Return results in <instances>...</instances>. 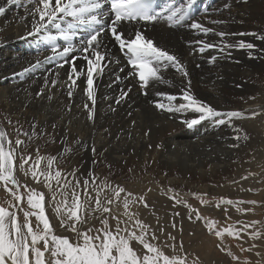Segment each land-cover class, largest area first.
<instances>
[{"label": "bare ground", "instance_id": "1", "mask_svg": "<svg viewBox=\"0 0 264 264\" xmlns=\"http://www.w3.org/2000/svg\"><path fill=\"white\" fill-rule=\"evenodd\" d=\"M35 2L17 0L0 15V128L6 131L13 143L18 135L27 143L25 155H31L32 159L24 166L25 170L37 158V152L29 154V151L43 148L46 154L39 152V156L45 158L50 157V152L53 155L59 153L54 168H59L65 153L70 154L65 157L67 163L64 167L68 169L62 171V174L75 172V177L69 175L67 179L71 181V189H63V192L70 195L58 198V193V201L56 198L53 201L52 193L43 183H36L30 173L26 176L24 170L19 168L20 160L17 157L15 176L20 184L44 193L45 212L57 235L76 240L73 232L61 227L60 221L56 220L60 215L67 217V209H74V187L81 203L87 201L85 208L80 210L81 214L89 217L85 227H102L101 212L92 211L95 208L96 192L100 191L102 204L108 199L113 200L109 207L111 214L123 222L121 228L135 230L139 235L140 230L135 228V220L138 219L148 226L146 239L165 255L185 259V264H215L223 251L217 235L205 233L208 226L198 233L194 241L186 233L187 228L193 225V218L202 212H210L204 205L208 201V197L204 196L205 178L214 171L213 176L229 174L226 168L220 173L218 169L235 162L233 167L238 172V187L233 197L250 199L255 189L260 208L264 211V41L256 43L249 38L251 31L258 26L255 20L258 18L257 13L260 15L264 10V0H198L194 6L197 22L213 29L207 35L191 29L187 23L169 26L166 20H158L138 25L144 36L151 38L156 46L176 56L188 74L185 77L170 66L161 67L158 74L162 79H150L147 88L142 87L138 77L132 75L134 70L118 43L110 34H106L104 44L107 60L102 63V72H93L94 105L86 95V75L82 74L77 79L69 97V65L58 67L57 62H50L47 58L52 55L51 46H45L35 36H28L33 30V17L30 13ZM4 4L6 0H0V5ZM211 21L226 23L214 24ZM125 31L127 34L128 30ZM219 32L226 35L221 37L217 35ZM83 36L84 32L80 30L76 37L77 47ZM201 40L215 46L200 52L198 49L202 45L195 42ZM240 41L259 45V52L236 46ZM57 43L61 48L64 46L63 40ZM71 55L80 57L75 64L78 70L83 69L86 73L87 62L83 55L79 52ZM212 57L216 59L212 60ZM37 61L39 65L33 68ZM25 68L29 71L25 72ZM53 81H56L54 86ZM41 91L42 94H39ZM184 92L222 113L239 111L244 113V117L232 118L231 123L223 125L203 120L189 128L185 121L198 119L200 113L192 109L169 112L156 106L157 103L168 105L167 97L175 96L177 99L171 101V104L179 107L181 103H187L183 99ZM122 94L124 99L120 100ZM238 98L245 99L238 102ZM85 104L88 108H85ZM255 106L261 112L251 116ZM89 109L93 113L91 119ZM243 130L250 137V145L245 151L248 154L252 150L262 151L255 169L251 170L249 165L246 174L241 171L240 156H234V153L229 159H224V154H221L216 158L215 152L220 147L213 145L217 138L221 142L239 141L243 138ZM24 132L29 136L20 135ZM258 138L262 142L259 146ZM67 140H70L67 149H63ZM178 152H181L180 157L175 156ZM45 168L46 159L40 163V170ZM144 169L150 171L144 182H125L127 178L140 176ZM90 177L95 178L94 183ZM86 179L89 180L87 189L83 183ZM76 180L80 181L78 187ZM104 182L109 185L106 189H103ZM54 183L53 188H56ZM161 184L162 188L158 187ZM116 186L125 189L119 200L110 197ZM179 186L181 188L177 190ZM19 192L24 194L22 202L14 200L3 182H0V206L17 211L9 206V202L19 203L25 210H31L26 202V189L21 187ZM85 192L92 197L91 200H88ZM128 192L133 194L128 197L129 200L143 196L147 207L137 199L126 210L123 199ZM191 192L201 195L199 200L189 198ZM174 196L175 200L172 198ZM65 199L66 203H62ZM177 200L180 202L177 203ZM57 204L61 207L59 215ZM131 214L135 215L129 220ZM103 215L108 217L110 227L115 229L116 220L111 219L108 213ZM18 216L22 222L23 213L18 211ZM30 219L35 229L38 221L35 217ZM201 228L197 226L198 231ZM152 233H155L157 239H151ZM120 234L127 235L126 232ZM227 240L235 245L232 236L228 235ZM130 243L137 255L145 254L146 250L137 241ZM171 244H175L174 249L168 246ZM47 261L50 264L49 255ZM160 264H163L162 259ZM242 264L247 262L243 260Z\"/></svg>", "mask_w": 264, "mask_h": 264}, {"label": "snow or ice", "instance_id": "2", "mask_svg": "<svg viewBox=\"0 0 264 264\" xmlns=\"http://www.w3.org/2000/svg\"><path fill=\"white\" fill-rule=\"evenodd\" d=\"M16 2L17 0H6V4L0 5V15L5 13L7 6ZM197 3L198 0H54V3L53 0H36L34 9L30 13L33 17V30L28 33V36H35L45 46H51L52 55L47 58L50 62H57L58 67H62L63 64L69 65L71 69L68 76L71 82L68 85L69 97L72 95V88L76 85L77 79L82 74L86 75V95L94 105L93 72H102V63L107 60L104 44L106 34H110L114 41L118 43L121 51L127 57L128 64L134 70L132 75L138 77L142 87L147 88L150 79L156 81L162 79L158 74L161 67L167 68L170 66L187 77L186 68L179 59L156 46L151 38L145 37L138 25L142 22L145 24L155 23L158 20H166L169 26L187 23L191 29L207 35L213 29L204 27L197 22L196 9L194 8ZM211 23L222 24L226 21H211ZM125 29L128 30L127 34ZM80 30H83L84 36L79 39L80 46L77 47L76 37ZM217 35L223 37L226 33L219 32ZM259 38L264 39V37ZM58 40L64 41L62 48L57 43ZM195 43L202 45L198 49L200 52L215 46L202 40ZM236 46L247 49L255 47L253 44L244 41H240ZM226 47H233V45H226ZM76 52L82 54L83 59L87 62L86 73L83 69L78 70L75 64V61L80 57L71 54ZM69 56H71V59H68ZM215 59L216 57H212V60ZM38 65L39 61L32 67L35 68ZM24 71L27 72L29 69L25 68ZM55 83L56 81L52 82L53 86ZM39 94H42V91ZM122 99H124V94L120 97V100ZM167 99L169 101L168 105L157 103L156 106L169 112L192 109L200 113L198 119L185 121L189 128L201 123L203 120H211L215 124L223 125L231 123L232 118L244 117V113L239 111L222 113L211 105L197 100L188 92L183 94V99L187 103H181L179 107H174L171 104V101L176 100L177 97L168 96ZM117 103H119V100ZM85 108H88L87 104H85ZM92 115V110L89 109L90 119ZM9 123L11 122L9 121ZM20 135L29 136L27 132ZM236 139L239 140L240 137L237 136ZM233 146L238 147L239 145ZM26 151L27 143L25 140L20 139L18 135L13 143L8 138L6 131L0 128V182H3L6 190L18 202H22L24 199V194L19 192V189L24 187L27 192L26 202L29 209H31L25 210L19 203L12 204L11 202H9V206L17 209V211H10L9 208L0 206V264H46L44 259L46 252L49 253L50 264H160L161 259L163 264H185V259L165 255L156 245L146 239L148 226L143 224L142 221L135 220V228L140 230L139 235L135 230L129 231L127 227L121 228L120 225L123 222L119 217L111 214L109 205L113 203V200L108 199L105 204H102L99 198L100 191L96 192L95 208L92 211L93 213L101 212L100 223L102 227L99 229L85 227L89 217L81 214L80 210L85 208L87 201L81 203L74 187V209H67V217L66 219L63 216L61 217L60 226L75 233L76 240L73 241L67 236L57 235L45 212L44 193L36 191L35 188H29L26 184H20L15 176V161L19 157V168L24 170L26 176L30 173L36 183H43L52 193L51 199L53 201H55L58 193L62 196L66 195L63 189L71 184L67 177L71 175L74 178L75 172L62 174L60 169L54 168L57 158L39 156V149L36 150V160L25 170L24 166L29 164V160L32 159L31 155H25ZM45 159L46 168L40 170V163ZM90 179L93 183L95 182L94 177H90ZM53 182H55L56 188H53ZM83 183L85 189H87L89 180L86 179ZM104 184L109 187L106 182ZM9 185L12 187H8ZM79 185L80 181L76 180V187ZM112 191L114 199L119 200L120 194L124 193L125 189L116 186ZM85 195L88 200L92 199L87 192H85ZM131 196L133 194L128 192L123 199V206L126 210L137 199L147 207L143 196L129 200L128 197ZM172 198L176 199L175 196ZM176 202L179 203L180 201L177 200ZM224 202L233 203L231 200ZM62 203H66V199ZM201 203H204V201L201 200ZM249 203L256 204L257 202L250 201ZM18 211L23 213L22 222L19 219ZM56 211L59 215L61 212L60 204H57ZM104 213H108L111 219L116 220L115 229L110 227L109 219L103 215ZM134 215H129V220L133 219ZM30 217H35L38 221L35 229ZM255 223L253 222V224ZM173 226L175 227V225ZM208 227L211 231L215 227V222H209ZM247 227L249 225H245L241 231L246 230ZM121 232H126L127 235H121ZM225 232L239 238V233L231 228H225L223 231L217 230L215 234L222 238ZM252 235L254 238H258L260 234L257 232ZM151 239H157L155 233L151 234ZM170 239L175 240L174 237H170ZM133 240L143 246V249L146 250L145 254L142 256L137 255V252L131 247L130 242ZM41 242H43V248L37 246ZM168 246L175 248V244ZM180 247H183L182 242ZM228 254L232 255L230 251ZM233 259L238 260L239 258L233 256Z\"/></svg>", "mask_w": 264, "mask_h": 264}, {"label": "rangeland", "instance_id": "3", "mask_svg": "<svg viewBox=\"0 0 264 264\" xmlns=\"http://www.w3.org/2000/svg\"><path fill=\"white\" fill-rule=\"evenodd\" d=\"M261 12H260V15L257 13L258 18L255 20V23L256 24L258 23V26H256L255 30L251 31V34L249 35L250 41H254L256 43L264 41V39L259 38V37H264V27H263L264 26V10H262ZM254 46L255 47L250 50L252 52H259V50H257V47L259 45L254 44ZM243 99L245 98H238V102H241ZM260 112H261L260 108L255 106V112L252 113L251 116L257 115ZM242 136L243 138L236 142H229V141L221 142L220 139L217 138L215 142L213 143V145L220 147V150L215 152L216 158H219L221 154L222 155L224 154V159H229L234 153H235L234 156L235 155L240 156L241 158L240 168L242 172H245V171H248L249 165L251 166V170L255 169L257 163L261 159L262 151L252 150L248 154V152H246L245 149L249 147L250 145V137L246 134L244 130H243ZM69 142L70 140L66 141L63 149H67ZM261 143L262 142L260 138H258V146ZM237 144L239 145L238 147L233 146ZM167 149L168 147L163 150L166 151ZM34 152L36 151L34 149H31L29 151V154L34 153ZM39 152L46 154V151L43 148H39ZM58 154L59 153H57V155L56 154L53 155V153L50 152V157L57 158ZM65 154L62 156L63 159L59 163L58 169H60L61 171L68 169V167L67 168L64 167V165L67 163V160H65V157L70 156V154H67L66 156ZM180 155H181V152H178L175 156L180 157ZM207 158H210V157H207ZM227 163L229 164L230 162H227ZM234 163H231L227 165L226 167H221L218 169V172L220 173L222 169L226 168L229 174H226L222 177L221 176L218 177V176H213L215 175V171H214L213 174H209L205 178L204 184H206V194L204 196L208 197L209 202L208 201L205 202L204 205L206 208L210 209V212L209 213L202 212L201 215H199L196 218H193L191 220L193 225L187 228L186 233H188L190 240L194 241L198 233L203 232L204 228L208 226L209 222L214 221L215 227L211 231H209V227H208L206 231H204L205 233L209 232V233L215 234L217 230L223 231V229L225 228H231L234 231H237L239 233V238L229 235L227 232L224 233L222 238L217 236V240L219 241L218 244L223 246V251H221V258L215 264H242L243 260H245L247 264H264V211L260 208V202L257 199L258 194L255 189L252 191L250 199L240 200V199H236L233 197L235 189L238 187V182L236 180L238 172L233 167ZM244 164H247L248 166H243ZM246 173L247 172L243 174H246ZM149 174H150L149 169L148 170L144 169L143 173L140 176H138L137 178L136 177L127 178L125 179V182L134 183L137 180L140 182H144L149 176ZM192 180L193 179H191V181ZM158 187L162 188V184L159 185ZM66 188L67 190H70L71 185H69ZM180 188H181L180 186L177 187V190H179ZM103 189H106V186L103 187ZM64 193L66 194L64 196L70 195V194L68 195V193L66 192ZM57 196L58 198L64 197L61 194H58ZM112 196H114V193L110 197ZM200 196L201 195H197L191 192L189 195V198L193 197L195 200H199ZM185 198L187 199V197ZM228 200H231L233 203L228 204L224 202ZM250 201H256L257 203L252 204V203H249ZM247 203H249L248 206H246ZM62 216L64 217V215H60L57 217L56 220L60 221V218ZM64 218L66 219V217ZM253 222H256V223L253 224ZM245 225H249V227H247L246 230L241 231V229H244ZM197 226L202 227L200 231L197 230ZM257 232L260 235L258 238H254L252 234L257 233ZM73 235L76 237L75 233H73ZM228 235L232 236L235 239V245H231L228 242L227 240ZM38 247L43 248V242L38 244ZM229 251L232 253V255L228 254ZM48 255L49 253L46 252L44 256L46 264H49V262L47 261ZM233 256L238 257L239 259L238 260L233 259Z\"/></svg>", "mask_w": 264, "mask_h": 264}]
</instances>
